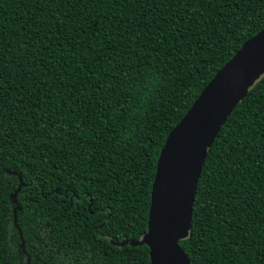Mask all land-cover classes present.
Wrapping results in <instances>:
<instances>
[{"label":"trees","instance_id":"obj_1","mask_svg":"<svg viewBox=\"0 0 264 264\" xmlns=\"http://www.w3.org/2000/svg\"><path fill=\"white\" fill-rule=\"evenodd\" d=\"M264 0H0V264H150L170 131ZM23 185L18 190L20 183ZM192 264H264V74L209 147Z\"/></svg>","mask_w":264,"mask_h":264},{"label":"water","instance_id":"obj_2","mask_svg":"<svg viewBox=\"0 0 264 264\" xmlns=\"http://www.w3.org/2000/svg\"><path fill=\"white\" fill-rule=\"evenodd\" d=\"M263 74L264 28L216 72L170 131L157 162L148 230L141 240L124 239L116 244H146L150 264H192L180 240L189 235L192 226L207 151L234 108Z\"/></svg>","mask_w":264,"mask_h":264}]
</instances>
